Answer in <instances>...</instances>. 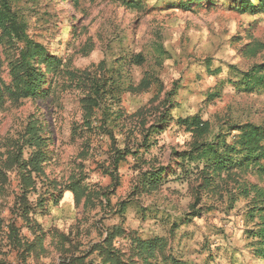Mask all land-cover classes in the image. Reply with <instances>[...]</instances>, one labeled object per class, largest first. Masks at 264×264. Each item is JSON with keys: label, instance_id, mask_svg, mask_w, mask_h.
<instances>
[{"label": "rangeland", "instance_id": "1", "mask_svg": "<svg viewBox=\"0 0 264 264\" xmlns=\"http://www.w3.org/2000/svg\"><path fill=\"white\" fill-rule=\"evenodd\" d=\"M3 1L57 60L48 71L46 63L37 65L47 80L42 95L0 99V264H70L84 254L85 261L99 263L96 252H87L113 225L126 230L116 238L124 250L131 235L158 236L166 254L192 264H264L249 237L264 216H252L255 203L235 181L254 182L255 176L249 169L230 176L223 171L207 182L202 164L182 155L219 128L231 142L234 126H264V89L235 84L241 71L264 62L259 0L245 9L241 0ZM159 44L166 50L161 58ZM19 48L0 37L1 84L11 83ZM110 66L128 73L136 87L145 73L157 77L106 108L114 142L99 127L100 112L86 114L89 88L78 81L82 72L102 76ZM215 89L219 96L208 97ZM193 114L209 123L201 137L177 122ZM29 122L40 128L46 146L43 173H33L35 189L24 190L17 164H3ZM125 139L132 153L112 172L114 147L123 148ZM27 151L23 147L22 158ZM149 168H162L153 189L141 175ZM10 222L22 243L33 244L28 251L6 238Z\"/></svg>", "mask_w": 264, "mask_h": 264}, {"label": "trees", "instance_id": "2", "mask_svg": "<svg viewBox=\"0 0 264 264\" xmlns=\"http://www.w3.org/2000/svg\"><path fill=\"white\" fill-rule=\"evenodd\" d=\"M2 1V0H1ZM6 3V4H5ZM0 28L2 30L1 38L7 42L19 43L18 55L16 60L11 62V83L9 85L0 83V99L7 95L13 100L19 98L35 97L44 93L43 84L46 83L45 72L38 64L46 63L47 71L50 65L55 64L57 57L50 54L47 48L33 40L26 32L25 23L10 10L6 1L0 4ZM259 9L264 11V0H259ZM249 0H241L239 7L245 9L252 7ZM256 47V46H255ZM156 55L161 58L166 50L161 44L157 45ZM136 62L141 63L144 58L137 54ZM105 62H101L103 66ZM115 66L108 68V73L102 76H89L82 72L78 81L87 85L88 93L84 98V106L89 114L90 110H98L101 114L100 128L107 131L112 142L115 141L111 128H107V121L110 117L105 114L106 108L116 104L120 99V94L124 92H133L136 89L147 88L157 77L153 73H145L140 79L137 87L133 85L131 77L127 73L122 76L120 72L114 70ZM114 75H119L115 78ZM75 78L76 74L72 73ZM244 91H253L254 89H264V62L251 65L247 70L241 71L239 79L235 82ZM219 96V91L209 93L208 97ZM112 112V111H110ZM113 113V112H112ZM177 122L182 124L193 136L201 137L208 133L209 123L203 120L200 115L177 118ZM154 127V126H153ZM157 127V126H156ZM230 130H236L231 142L226 139L227 133H222V128L212 134L209 140L198 143L194 149L188 152H182V155L196 160L202 164L204 177L210 182L221 172H226L228 176L238 171L249 169L255 176V181L250 182L245 179L238 182L239 193L245 196H251L255 203L252 209V216H264V126L245 122L234 126ZM92 129V128H89ZM155 129V127L153 128ZM145 140L147 138L145 137ZM46 138L40 134V128L35 123L29 122L24 132L18 137L17 141L7 152L8 160L3 164L7 169L12 168L16 163L20 171L21 189L26 190L27 186L35 189L33 182V173H43L42 162L45 158ZM149 146L148 141L141 143ZM23 147H28L27 157L22 158ZM114 147V145H113ZM130 143L125 139L123 148L114 147V156L111 159L114 172L117 162L123 159L128 153H132ZM195 152V154H193ZM137 158L142 159V154L134 151ZM111 172V174H112ZM162 168L147 169L142 172L143 183L150 188H155L161 178ZM221 177V176H220ZM51 183V182H50ZM52 186V184H51ZM55 187V186H54ZM76 188V187H75ZM74 188V189H75ZM86 200H89L88 195ZM119 211L122 213L125 204L120 203ZM8 233L6 238L17 249L28 251L32 243H22L18 231L12 222L7 226ZM1 229V219H0ZM126 230L119 225H113L106 229V234L101 239L91 245L87 253L96 252L99 263L85 261L87 254L73 257L70 264H192L171 254L165 253V240L162 237H152L143 239L136 235L130 236V245L124 250L116 245V238L125 234ZM254 253L264 255V224L258 229L252 230L249 235Z\"/></svg>", "mask_w": 264, "mask_h": 264}]
</instances>
